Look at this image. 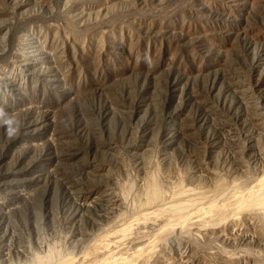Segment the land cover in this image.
<instances>
[{"label":"rangeland","instance_id":"rangeland-1","mask_svg":"<svg viewBox=\"0 0 264 264\" xmlns=\"http://www.w3.org/2000/svg\"><path fill=\"white\" fill-rule=\"evenodd\" d=\"M263 176L264 0H0V264H264Z\"/></svg>","mask_w":264,"mask_h":264},{"label":"bare ground","instance_id":"bare-ground-1","mask_svg":"<svg viewBox=\"0 0 264 264\" xmlns=\"http://www.w3.org/2000/svg\"><path fill=\"white\" fill-rule=\"evenodd\" d=\"M254 182L256 184V185H254V188H255V186L259 187V189H263V192L261 190H260L261 192L258 191V190H255L254 192L258 191V193H256L258 195H256L254 193L256 195L255 197H253V195L249 196L248 194H246V195H248V198L250 197L251 199L249 198V200H248L247 197H245L246 199H244V201L246 200V203L244 205H242V206H245V207H242V209L240 207L239 208L241 209L242 212L247 213V214L250 213L251 211L260 210L262 207H264V176L260 177V178L257 177V179ZM254 188L251 189L252 191L249 189V191H247V193L248 192H249V194L253 193V189ZM256 189H258V188H256ZM218 195L220 196L221 194L219 192H215L213 190L212 191L210 190V191L201 192L199 190H192L191 188H187V189L182 188V189H179L176 192H173V193H171V194H169L167 196H158L154 200L148 201L142 208H140V210L137 212V215H135V216L133 215V216L129 217V218L133 217L131 219V223L130 224H132L134 222L133 219L137 220L138 217L140 218V216H144V215L146 216V215L154 213V212H156L158 210H166V209L169 210V208H170V210H173V211L175 210V211H178V212H180L179 210H183V209L185 210L186 209V211L190 215H192L195 212L199 213V211L201 213H202V211H203V213L207 212V214L211 215V213L212 214L214 213L213 209L216 208V206H217V202L216 201L218 199H220V197H221V196L218 197ZM257 196H259V197H257ZM217 197H218V199H217ZM226 205H228V204H226ZM217 209H219V208H217ZM225 209H227V208H225ZM210 210H213V211L211 212ZM224 210H222V213H223ZM209 211L211 213H209ZM218 211L215 209V212H218ZM190 215H189V217L191 218ZM195 215H196V213H195ZM213 217H214V215H213ZM213 217L210 216L209 218L211 219ZM129 218L125 217V218L119 219L118 221H116V224L114 225L115 226L114 228H117V229L118 228H123L124 225L129 223V220H130ZM233 218H235V217H233ZM215 219L216 218H213V221ZM217 219H219V218H217ZM191 220L192 219H190V221ZM126 226H128V225H126Z\"/></svg>","mask_w":264,"mask_h":264}]
</instances>
